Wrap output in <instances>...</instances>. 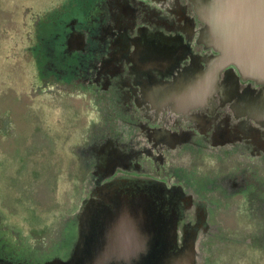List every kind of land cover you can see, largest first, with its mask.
I'll list each match as a JSON object with an SVG mask.
<instances>
[{
    "label": "flooded vegetation",
    "instance_id": "flooded-vegetation-1",
    "mask_svg": "<svg viewBox=\"0 0 264 264\" xmlns=\"http://www.w3.org/2000/svg\"><path fill=\"white\" fill-rule=\"evenodd\" d=\"M44 3L49 5L30 24L35 31L27 33L26 40L33 37L34 43L24 48V55L39 57L43 82L37 93L44 98L93 99L99 94L115 97L118 87L122 100L112 104L120 110L108 113V118L120 126L128 124V129L113 130L108 119L102 131L92 127L86 147L87 185L80 192L74 183L76 196L68 208L71 243L64 253L51 256L47 251L41 261L31 259L29 231L15 230L0 206V264H62L79 258L86 264H142V233L132 231L142 224L124 222L115 215L120 208L86 207L105 190L115 198L146 194L176 202L174 213L169 204L161 210L169 221L166 229L176 231V244L163 243L172 251L184 246L193 231L204 242L212 223L206 218L210 210H198V198L217 192L245 199L255 188L253 165L264 170V114L258 110L264 63L245 66L237 57H224L220 45L213 47L201 36L206 22L198 18L191 0L38 4ZM198 84L199 98H166ZM183 151L245 160L215 171L203 183L184 177L182 169L171 164ZM214 206L212 201L209 208ZM66 230L67 221L54 238L50 231L48 246L55 249L58 244L63 250L59 240Z\"/></svg>",
    "mask_w": 264,
    "mask_h": 264
},
{
    "label": "rangeland",
    "instance_id": "rangeland-1",
    "mask_svg": "<svg viewBox=\"0 0 264 264\" xmlns=\"http://www.w3.org/2000/svg\"><path fill=\"white\" fill-rule=\"evenodd\" d=\"M41 1L0 0V206L15 230L29 231L27 244L34 251L27 253L38 261L47 251L52 256L69 248L68 208L76 196L74 183L80 192L87 185L86 147L92 127L102 131L108 119L113 130L128 129V124L120 126L108 118V113L120 110L112 104L122 100L118 87L115 97L99 94L93 99L82 95L44 98L37 93L43 82L39 57L24 55V48L34 43L33 37L26 40L36 28L30 26L32 20L49 5L38 4ZM238 158L224 155L217 160L201 151H183L172 157L171 164L179 166L184 177L204 183L215 171L245 160ZM253 166L255 188L249 197L211 192L198 198V210L202 214L210 210L206 218L213 225L204 242H199L198 235L194 241L200 255L197 264H264V170L259 164ZM100 194L86 207L114 195L107 190ZM212 201L216 206L210 209ZM66 221L67 230L59 240L63 250L58 244L53 249L47 244L49 232L54 231V238Z\"/></svg>",
    "mask_w": 264,
    "mask_h": 264
},
{
    "label": "water",
    "instance_id": "water-1",
    "mask_svg": "<svg viewBox=\"0 0 264 264\" xmlns=\"http://www.w3.org/2000/svg\"><path fill=\"white\" fill-rule=\"evenodd\" d=\"M199 19L206 22V28L201 33L210 40L211 45H220L224 57H237L245 66L248 63L254 66H263L264 60V0H191ZM264 72V71H262ZM207 82L209 79L207 78ZM209 87V86H208ZM200 84L171 93L167 99L178 98L190 100L199 98ZM210 90L206 91V94ZM259 105V112L264 114V93ZM98 201V202H97ZM89 207H115L121 212L116 216L126 219V223H140L142 226L132 231L142 233V264H197L200 258L195 246L196 232H192L187 243L172 251L170 245L176 244V231L167 230V222L162 208L169 204L174 208L176 202H167L164 196L155 199L146 194L137 197H105L104 201L97 200ZM105 216H112L104 213ZM87 215V213H86ZM171 223H174L171 222ZM127 229V227H124ZM125 231V230H124ZM175 248V247H174ZM83 252L86 246H83ZM156 260V261H155ZM79 258L78 261L69 260L62 264H86Z\"/></svg>",
    "mask_w": 264,
    "mask_h": 264
}]
</instances>
